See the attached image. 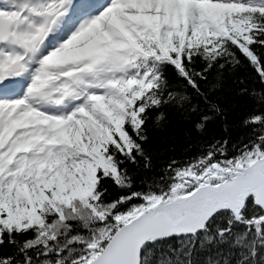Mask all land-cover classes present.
<instances>
[{"label": "snow or ice", "instance_id": "snow-or-ice-1", "mask_svg": "<svg viewBox=\"0 0 264 264\" xmlns=\"http://www.w3.org/2000/svg\"><path fill=\"white\" fill-rule=\"evenodd\" d=\"M246 98L264 0H0V264H264V134L192 143Z\"/></svg>", "mask_w": 264, "mask_h": 264}, {"label": "trees", "instance_id": "trees-1", "mask_svg": "<svg viewBox=\"0 0 264 264\" xmlns=\"http://www.w3.org/2000/svg\"><path fill=\"white\" fill-rule=\"evenodd\" d=\"M256 87L259 91V86L257 85ZM257 117L261 118L260 122L253 123L252 121ZM245 120L249 122L245 124ZM229 123L231 126L227 133L223 131L220 125L213 126V131L203 135L193 132L192 143L204 140L207 142L206 146H210L216 139H226L229 141L230 148L233 146L236 149L242 148L244 144L249 143L254 137L264 134V102H258L255 98H246V102L230 114ZM150 135L160 141V150H166L163 156L157 158L155 172L147 174L149 180H152L163 175L161 169L166 166V162L170 158H186L184 149L189 146L190 141L185 138V131L176 127L174 123L168 127L167 131H156L150 133ZM194 154H199V148H193L192 153L188 155Z\"/></svg>", "mask_w": 264, "mask_h": 264}]
</instances>
